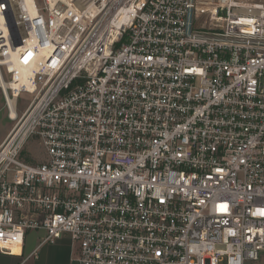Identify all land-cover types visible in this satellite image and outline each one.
Instances as JSON below:
<instances>
[{"label":"built area","instance_id":"1","mask_svg":"<svg viewBox=\"0 0 264 264\" xmlns=\"http://www.w3.org/2000/svg\"><path fill=\"white\" fill-rule=\"evenodd\" d=\"M0 86L34 95L0 143V253L44 229L75 264L260 260L264 0H0Z\"/></svg>","mask_w":264,"mask_h":264},{"label":"crops","instance_id":"2","mask_svg":"<svg viewBox=\"0 0 264 264\" xmlns=\"http://www.w3.org/2000/svg\"><path fill=\"white\" fill-rule=\"evenodd\" d=\"M0 95L4 98V103L1 102L0 104V111L8 110L7 116L9 120L14 122L12 126H7L5 129L0 131V143H2L12 130L16 119L20 115L17 112L18 98L10 101L13 107V110L11 111L1 86ZM43 230L44 229H36L28 232L22 255H20L22 251L21 249L15 252L16 255L0 253V264H75V258L78 256V250L76 249V245L72 241L71 237L69 235H65L52 243H40L46 237V231L44 230L45 233H42ZM29 234L34 238L31 244L28 243ZM39 238H41L40 241H38ZM36 249L37 254L31 256Z\"/></svg>","mask_w":264,"mask_h":264},{"label":"rangeland","instance_id":"3","mask_svg":"<svg viewBox=\"0 0 264 264\" xmlns=\"http://www.w3.org/2000/svg\"><path fill=\"white\" fill-rule=\"evenodd\" d=\"M3 72L5 75V80L8 81L11 79V76L6 72L5 68H3ZM34 95L29 92H22L17 99L18 103V114L21 115L25 109L28 107L30 102L32 101ZM4 103V98L0 95V104ZM8 110H1L0 111V131L5 129L7 126H12L14 122L9 120L7 116ZM22 157L28 161H43L46 159V152L44 150V147L42 146L41 141L38 138L31 139L29 142L26 143L24 152L22 154ZM42 233H45L43 230ZM30 235V234H29ZM28 235V243H32L33 236ZM41 238L38 239L40 241ZM76 249H79V244H76ZM257 264H264V250L261 251V257L260 260L256 262Z\"/></svg>","mask_w":264,"mask_h":264},{"label":"bare ground","instance_id":"4","mask_svg":"<svg viewBox=\"0 0 264 264\" xmlns=\"http://www.w3.org/2000/svg\"><path fill=\"white\" fill-rule=\"evenodd\" d=\"M21 248L20 247H15L14 248V252H17V251H19Z\"/></svg>","mask_w":264,"mask_h":264}]
</instances>
